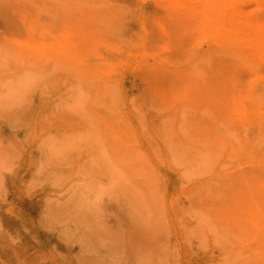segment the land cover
Wrapping results in <instances>:
<instances>
[{"label":"rangeland","instance_id":"obj_1","mask_svg":"<svg viewBox=\"0 0 264 264\" xmlns=\"http://www.w3.org/2000/svg\"><path fill=\"white\" fill-rule=\"evenodd\" d=\"M263 79L264 0H0V264H264Z\"/></svg>","mask_w":264,"mask_h":264},{"label":"bare ground","instance_id":"obj_2","mask_svg":"<svg viewBox=\"0 0 264 264\" xmlns=\"http://www.w3.org/2000/svg\"><path fill=\"white\" fill-rule=\"evenodd\" d=\"M71 30V29H70ZM206 33V32H205ZM204 35V34H203ZM200 44V43H199ZM258 46V45H257ZM258 48V47H257ZM109 50V49H108ZM108 54V53H107ZM140 59V58H139ZM118 62H119V60H118ZM125 63V62H124ZM105 69V68H104ZM134 71V70H133ZM111 74V73H110ZM264 80V79H263ZM189 88V87H188ZM225 100V99H224ZM254 254V253H253Z\"/></svg>","mask_w":264,"mask_h":264}]
</instances>
